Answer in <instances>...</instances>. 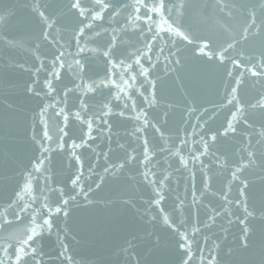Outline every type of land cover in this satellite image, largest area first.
I'll return each instance as SVG.
<instances>
[{"label": "water", "instance_id": "obj_1", "mask_svg": "<svg viewBox=\"0 0 264 264\" xmlns=\"http://www.w3.org/2000/svg\"><path fill=\"white\" fill-rule=\"evenodd\" d=\"M72 2L41 0L52 23L42 28L32 10L34 0H0V15L7 14L0 20V248H7L11 264H18L15 253L20 248L19 264H181L188 257L179 247V233L189 237V264L213 260L215 264H264V108L260 107L264 69L258 63L264 57V0H164L168 10L163 19L152 14L151 31L143 20L132 22L136 16L132 8L112 20L107 12L103 19L90 20L69 11ZM81 2L91 9L88 0ZM80 21L92 27L85 28L79 40L87 50L76 55L74 30ZM169 28H179L191 42ZM42 31L50 34L47 39ZM156 31L163 41L153 40ZM204 40L209 46L201 54L198 47ZM145 43L152 45L150 51ZM220 49H226L222 63L206 55ZM61 51L64 66L57 61L53 67ZM105 51H111L116 64L124 60L131 65L130 71L123 69L125 80L136 75L128 88L121 85V93L110 83L98 85L95 91L86 89L108 73L110 80L120 83L121 68L111 67ZM138 52L146 53L140 55L139 65ZM77 59L84 64L83 80L76 74ZM233 59L243 67H234ZM253 65L261 75L250 73ZM141 66L149 69L147 79L139 74ZM53 71L59 73L58 79L50 75ZM241 73L243 82L230 104L227 98ZM45 80L55 89L48 97ZM149 81L155 82L156 93L151 106L139 95L143 92L152 98ZM29 86L41 95L27 91ZM116 95L122 98L117 100ZM43 104L52 107L41 118ZM104 105L110 107V115H104ZM238 106H243V115L233 121L232 131L227 122ZM141 110L151 124L135 118ZM89 119L92 139L86 135ZM45 125L50 140L43 138ZM62 128L68 135L61 141ZM212 134L217 136L215 141ZM201 137L209 144L208 152L194 162L192 155L203 151ZM73 140L87 141L75 156ZM145 140L147 168L155 173L149 176L151 184L141 175L145 165L139 163L144 160ZM41 143L50 151H43ZM176 149L188 160L187 166L173 155ZM126 153L135 159L125 163ZM250 160L254 163L238 173L240 180L249 181L245 191L249 211L254 213L247 219L251 230L246 234L240 223L245 219L243 204H236L242 185L232 180V172ZM120 164L124 168L114 167ZM77 175L80 181L74 186L71 180ZM159 195L164 197L161 203H152ZM225 195L231 204L223 200ZM70 196L75 199L64 207L63 200ZM58 205L62 211L51 214L52 228H44L42 218ZM30 235L34 239L25 244Z\"/></svg>", "mask_w": 264, "mask_h": 264}, {"label": "snow or ice", "instance_id": "obj_2", "mask_svg": "<svg viewBox=\"0 0 264 264\" xmlns=\"http://www.w3.org/2000/svg\"><path fill=\"white\" fill-rule=\"evenodd\" d=\"M88 2L92 5L91 9L89 8H86V7H82V2L81 0H73V2L69 5V11H72V10H75L76 12L79 13V16H88V19L90 20H98V19H103V16H104V13L107 12L108 13V18L110 20H112L113 18L115 17H118L120 15V13L122 11H126L128 8H132V10L136 13V16L134 17H131L132 19V22L135 23L137 20H143L145 21L148 26H149V31L152 30L151 28V25L154 23V21L152 20V14L153 13H156V14H159L161 16V19H163V13L165 11L168 10V6L164 3V0H157L156 3H147L145 2V0H134V3L132 4H124V3H121L120 0H88ZM262 7H264V4H262ZM141 9H144V13H143V16L140 15V10ZM32 10L34 12V14L36 16L39 17V20H40V23L42 25V28L43 27H52V23L50 22V16H46L45 13L47 12L46 11V7L45 5H43L41 3V0H34V3L32 5ZM90 13V15H89ZM6 16L7 14H3V15H0V20H4L6 19ZM166 22V21H165ZM92 25L89 23V24H85L83 21H80L79 24L77 25V29L78 30H74V36L75 38L77 39V44H76V47H77V53L76 55H79V53L81 52H84L87 50V46L85 45L84 47L81 46L79 40H80V37L83 35L84 33V30L85 28H91ZM161 27V25H157V28L159 29ZM168 31L170 32H173L175 35L179 36V37H182L184 40L188 41V42H191L189 40V37L188 35H186L183 31H180L179 28H169ZM42 36L47 39L49 37V33L47 31H42ZM256 35H259V30H257V32L255 33ZM115 38H113L114 40ZM156 39H160L161 41H163V38L159 35V31H156V32H153V40H156ZM55 42V41H53ZM114 46V45H113ZM208 41L207 40H204V43L202 46H199L198 47V52L201 53V54H205V49L208 48ZM144 47L146 49H148L149 51L151 50V47L152 45L150 43H145ZM229 47H231V45H229ZM163 51V49H161V52ZM226 51V49H220L219 51H208L206 53V55L211 59L213 57L217 58L221 63L227 59V57L224 55V52ZM104 56L108 57L109 60H108V63L111 65L112 68H121V73H120V83H116L115 80H110L109 79V76L111 75V73H108L105 75L104 78H102L99 82L93 80L91 84H87L86 85V89L87 91H95L96 90V87L98 85H104V84H111V85H114L116 90H117V93H121L123 91L121 85L124 86V89L128 88L130 85H129V81H134L136 79V75H130L128 77V80H125L124 79V74H123V69L124 68H127L129 71L131 70V65L130 64H126V62L124 60H121L119 64H116L115 61H113L111 59V51H105L104 53ZM146 53H139L138 52V55H137V59H136V63L139 65L140 63V55H144ZM71 55V54H69ZM65 56V52L61 51L59 53L58 56L55 57V59L52 61V64H53V67H55L57 61L60 62V66L63 67L64 66V62L62 60V57ZM149 59H151V57H149ZM159 58L157 57V60ZM167 59V58H165ZM75 65L77 66V77L81 80H83V76L81 75L82 73H84L85 71V68H84V64H82L80 62V60H75L74 61ZM232 65L234 67H243V65H241L240 61L237 60V59H233L231 61ZM260 67L262 69H264V57H261L260 60L258 61ZM155 65H153L154 67ZM43 67V64L41 63V68ZM68 68L71 70L72 68V64L69 63L68 64ZM37 72L40 71V69H36ZM250 73L252 75H255V76H259L261 75L262 73L260 72H257L255 70V65L251 66L250 68ZM140 75L144 76L146 79L148 77V74H149V69L148 68H144V67H140V72H139ZM50 75L56 77L57 79L59 78V73L53 71ZM228 76H232V72L231 71H228L227 73ZM243 73H241L240 75H238L236 78H235V87H232L230 93H229V97L227 98L228 99V103H232V98H233V93H235L237 91V88L242 84L243 82ZM149 83L152 85L153 87V92L150 94L151 95V99H149L148 96H144V93L143 92H140L139 95L140 96H143L144 97V101L149 105L151 106L152 103H153V100H155L156 98V93H155V82L154 81H149ZM44 86L48 89L47 92H44V96L45 97H48L49 93L50 92H54L55 89L53 88L52 86V83L50 80H45L44 81ZM78 88H80V86L78 85L77 86ZM27 91H30V92H35V89L33 86H29L27 88ZM35 95L36 96H40L41 95V92H35ZM115 99L119 100L121 99V95H116L114 97ZM235 99H239V97H234ZM128 100H132V97L129 96L127 97ZM258 104L260 103L259 101L257 102ZM125 107H128L127 104L124 105ZM136 106V102L134 100H132V107L135 108ZM52 107L51 104H43L42 107H40V111L38 113V115L43 118L45 116V110L47 108H50ZM86 107V105H83V102H82V108ZM106 111L104 112V115H110L111 114V109L108 105H104L103 106ZM253 107H255V105H253ZM260 107L261 108H264V104H260ZM60 112L63 113L64 112V109L61 108L60 109ZM75 115L79 118L80 117V113L77 112L75 113ZM120 116H123L124 113L121 112L119 113ZM243 115V106H238V112H233L231 114V119L228 120L227 122V129H230L232 131H235V127H234V124H233V121H236L238 118H240V116ZM141 117H143V124L144 125H149L151 124V121L147 115V113L143 112L142 110L137 113L136 115V119L137 120H140ZM65 120L67 119V116L64 117ZM43 122V120H42ZM87 125H88V133L86 134L87 135V138L88 139H92L91 137V129H92V123L93 121L91 119H89L88 121H86ZM105 124L107 125V121H105ZM153 126H155L154 124H152ZM109 129H110V126H108ZM157 131H160V129L157 127L156 129ZM69 131H72V129H69ZM135 131H143V128H137ZM60 132L62 133V135L60 136V140L62 141L63 140V136H66L68 135V132H65L64 129H60ZM193 134H195V129H193ZM161 136L164 137V134L161 132ZM43 138L44 139H48L50 140L51 137L49 136L48 134V130H47V126L45 125V129L43 131ZM211 140L215 141L217 139V136L216 134H212L211 135ZM164 142L165 144H167V138L164 137ZM181 144H186L187 141L185 140H181L180 141ZM87 143L86 140H82L80 144H77L75 140L72 141L71 143V148H72V154L75 156V150L80 148V147H84L85 144ZM199 143L202 145L203 147V151L200 152L199 154H193L191 159L192 161H199L200 159V156L201 155H205L207 154L208 152V148H209V144L208 142H206L204 140L203 137L200 138V141ZM62 143L58 145V147H62ZM40 147L41 149H43V151L47 152V151H50V149L48 148H45L44 145L41 143L40 144ZM119 147L121 149L124 148L123 145H119ZM173 155H176V156H179L180 158V163L184 166H187L188 164V160L180 155V151L179 149H176V151L173 153ZM250 156L252 154H249ZM76 159L77 161L80 160V158L78 156H76ZM135 159V157H132V156H129L127 153L125 155V163H127L128 160H133ZM222 162V161H221ZM41 163H42V160H41ZM139 163H142L145 165V171L143 173H141V175H143L144 179L145 180H148V182L151 184L153 183L154 181L153 180H149V176L152 175V176H155V173H151L150 170L147 168V165L150 163V157H149V154H148V149H147V141L145 140V151H144V160L143 161H139ZM252 163H254V161L250 160L248 163H244V162H241V164L239 166H236L235 167V170L232 172V180H239L240 181V184L242 185V187H240L238 189L239 191V195L241 197L240 200H237L236 201V204L240 205V204H243V208H244V212H245V219L241 220L240 223L242 225H244V231L245 233H249L250 232V228L249 226L247 225V219L249 217H253L254 216V213L252 211H249V208H248V197L246 195V189L249 188V181L245 178L243 180H240V176L238 175L243 173V171L248 168ZM124 164H120V165H116L114 167H119V168H124ZM37 168L39 167V165L36 166ZM204 168V165L201 164V169ZM107 171V169L105 170ZM193 178H194V174H193ZM164 179H167V176L164 177ZM80 181V175H77L74 179L71 180V183L72 185L76 186L78 185ZM161 184H163V180L160 181ZM205 188H207V183L205 182L204 184ZM229 191L231 190V182H229ZM81 191H83V189L81 188ZM155 191H157L158 193L160 192L159 189H156ZM75 197H69L68 199H64L63 200V206L66 207L69 203V200H74ZM164 199L163 195H159V198L156 199L155 201H153L152 203H155L156 205H159L161 203V201ZM195 199V198H194ZM223 200L227 202V204H231L232 201L231 200H228V197L227 195H225L223 197ZM47 207V205H45ZM225 210H228L227 208ZM53 211L55 213H60L62 211V207L61 206H56L54 209L52 208H49V213H48V218L44 219L42 218V226L46 229H51L52 226H53V218H52V213ZM213 211H215L213 209ZM65 215H67V212L65 211L64 213ZM219 213H217L218 215ZM261 216L264 217V213H261ZM213 218V217H210V219ZM165 219H167V217H165ZM193 231H198V229H193ZM179 235L181 236L182 239H180V244H179V247L180 249H185V253H186V256L188 257V259H183L181 264H189V261L192 259V250H191V244H190V241H189V237L186 233H179ZM34 239V236L33 235H30L28 236V240L25 241V244H27L29 241H32ZM0 250L3 251L4 255L3 256H0V264H11V257L9 256L8 254V250L7 248H0ZM23 251V248H20V249H17L16 250V253H15V257H16V261L18 262L19 264V261L21 260V256H20V253ZM33 253L36 252V249H32ZM210 264H215V260L211 261Z\"/></svg>", "mask_w": 264, "mask_h": 264}]
</instances>
